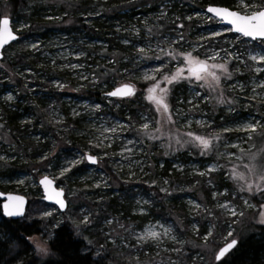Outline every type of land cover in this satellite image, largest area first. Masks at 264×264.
I'll use <instances>...</instances> for the list:
<instances>
[{
    "label": "rangeland",
    "instance_id": "374dc122",
    "mask_svg": "<svg viewBox=\"0 0 264 264\" xmlns=\"http://www.w3.org/2000/svg\"><path fill=\"white\" fill-rule=\"evenodd\" d=\"M64 1L67 0H28L27 8L32 13L30 17L21 13L15 16L8 13L3 15V17L10 18L12 29L19 34V41L7 46L3 50L4 59L0 60V64H3V68H0V116L4 117V112L8 111L14 113V125L19 134L6 128H0V155L8 156L10 161L7 165L0 161V170L5 172L0 175V185L11 186L13 192L27 196L29 218H40L45 210H52L54 216L48 218V222L52 223L62 214L56 211L57 207L48 205L42 200L38 181L48 175L54 180L58 189L64 188L65 197L70 200V212L75 214V217L88 214L96 221L84 232V236L94 244H105V255H108L109 260L113 259L112 264H137L135 258L129 254L130 251L135 252L133 245L136 244V239L131 235V232L143 235L148 229L162 231L161 226L172 227L173 235H178L177 230L183 232L184 243L182 245L174 244L169 238L164 237L162 243L157 247L155 243L149 241L143 246V252H136V255H140L142 264L212 263L214 261L213 251L218 250L232 238H241L247 225L255 224L254 220L258 219L257 214L261 210L257 203L260 198L251 199L250 202L256 207L244 208L243 218L228 217L234 221L232 224L234 237L227 236L229 227L224 222L225 217L218 216L213 221L215 224V228L212 229L214 243L211 248H208L199 238V234L193 230L192 222L199 221L197 227L200 232H205V228L202 227L208 224V220L203 218L207 214L205 209L216 213L221 211L217 207V202L212 199L213 186L221 187V191L231 190L232 194L237 196L235 203L238 208L243 207V200L239 197L247 194L238 192L236 182L228 178L227 172L223 176L219 171L211 173L210 175L214 177L212 186L206 183L208 177H200L196 173L204 171L209 165L221 164L227 167V160L221 154L235 152L240 155L239 149L222 146L217 155L208 157L189 154L187 148L175 154L166 155L165 153H172V149L168 147L169 130L165 125L163 140L149 141L145 139L144 143L147 145L145 149L141 150V146L137 144L133 152H122L128 138H138L132 131L122 130L117 122L121 124L135 123L139 126L142 121L136 118L142 111L148 115V109L152 107L147 99L149 95L147 87L152 86L153 81L145 79V75L149 77L156 75L159 78V73H155L152 68L147 66L158 65L161 61L155 60L152 52L140 54L137 51V48L146 42L147 37L144 36L146 28L151 26L155 32L159 26H163L164 31L168 32L174 28L173 21L183 23L185 28L177 29L173 34L183 31L185 39L195 43L200 35H207L214 29L224 27L219 24H209L206 19L205 8L213 4L208 2L204 6L201 4V7L200 0H162L154 6H147L144 10L140 8H135L132 11L126 9L113 19L116 20L111 25V32L107 36V38L114 37L119 47H123V49L105 56L95 55L92 51L95 52L99 46L106 49L108 47L107 40L81 35L78 39H74L66 32L53 28L45 34H32V36L25 33L29 28L18 31L21 25L25 23L30 25V19L40 22V20L50 21L46 20L45 16H56L57 14L61 16L62 13H58V9ZM123 1L88 0L90 7L81 12L83 19L85 16L87 17L83 24L91 25L93 21L97 23V19L103 17L105 8L113 4L122 5ZM134 1L136 0H133L132 3ZM221 2L224 4L218 6L229 7L238 12L247 11L240 5V0H221ZM161 9L167 13L163 19H159ZM89 12L92 13L91 16L87 15ZM189 16L192 17L191 21L187 19ZM192 22H194V27L189 25ZM160 23L161 25H159ZM117 27L121 28L120 32L116 31ZM134 27L141 29L140 36L135 34ZM226 35L229 40H232L233 36L238 34L226 31ZM125 40L131 41V43H125ZM30 43H38L39 50L31 49L28 46ZM133 44L136 47H133ZM152 44L155 47V40L152 41ZM239 47L241 51H244L248 46L240 44ZM16 54H22L27 57V60H14ZM155 54L164 58L158 49ZM78 55L79 59L76 58ZM138 56H143L145 59L137 61L135 58ZM109 60H114L116 63L109 64ZM177 63L179 62L172 61L169 65L172 72L176 71ZM248 63L253 64L254 62L248 61ZM72 64L83 65V67L74 69L71 67ZM113 67L116 69L115 72L111 71ZM229 70L233 71L231 65H229ZM164 71L167 72L168 68ZM105 72L107 75L104 74ZM81 74L88 75L90 79L95 75L100 83L95 86L89 84L88 81L81 80ZM254 77L253 72L241 66L240 72L234 73L232 81L225 82L221 77L220 88L214 91L201 89V94L206 99L200 102V110L189 111L191 106L187 104L180 106L184 109L182 118L186 117L192 120L191 127L182 126L179 129L180 133L192 131L201 135L211 134V129L196 123L201 119L202 113L206 114L204 116L206 120L209 117L214 118L213 128L223 123L225 119H231V116L226 112L227 104L218 103L219 93L223 90L225 99H232L237 95L243 97L245 94L251 96V88L258 79V77ZM234 81H239L241 84L246 83V91L241 93L239 89L233 91L226 86H230ZM57 83L64 85L63 90L57 87ZM82 84L87 86L81 87ZM122 84H133L137 89L136 96L140 98L133 97L131 101L127 99L113 101V98L104 95L105 92L112 91ZM165 86V84H161L162 88ZM167 86L172 87L171 85ZM175 87V97H172L174 101L176 98L185 99L189 96L185 90L186 83L182 82ZM257 91L261 96H264V90L257 89ZM141 93H143L142 96ZM8 95L13 96L14 99L7 100ZM248 102L255 104L256 107L248 109L244 115L247 116L249 112L254 116L259 115V108L264 107L260 98ZM117 104L120 107L114 106ZM96 105H100L98 111H95ZM130 107L135 109L134 115L131 113ZM74 111L80 112L81 115L74 117ZM129 117H132V120H129ZM23 119H29L32 123L22 125L21 120ZM58 121L60 122L58 123ZM43 126L47 127V130ZM109 127H116L117 131L115 133L106 131ZM49 129L53 130V133L68 132L71 136L74 145L72 149L64 151V156L63 152L58 153L59 147ZM151 130L150 128L149 131ZM171 131L175 134L176 129L172 128ZM37 137L40 138L39 141L36 139ZM27 142L31 144L28 145ZM231 142L237 143L234 138ZM94 143L99 146L93 148L92 144ZM108 144H111V147H107ZM127 146L133 147V145ZM175 147L173 140V148ZM240 147L247 150L250 145L241 144ZM258 147L264 148V142L260 143ZM34 148H36L35 151L32 150ZM53 151L55 154H59L60 158L50 157L52 159L51 168L45 167L49 163L47 162L44 167H37L31 172L17 170L10 174L6 170V167L12 164L24 167L30 156L39 161L41 154ZM81 152L98 154L104 158L97 165L82 164L63 178L55 179L60 175V168L57 165L67 166L65 158L71 159L73 156L79 158ZM233 163L239 164L235 160ZM174 165L179 166L183 171L177 170ZM140 168H143V172H140ZM133 171L137 173L134 179L140 182L125 183L129 179L130 172ZM244 171L242 166L237 167L238 173ZM20 180L24 182L19 183ZM104 181H107L111 187H105ZM164 181L169 183L165 184ZM97 182L102 185L100 189L94 187ZM152 182H155V187H149ZM161 187L173 191L174 194L167 196L160 192ZM35 196L40 198L43 204L36 203ZM218 199L223 200L224 198L218 197ZM144 200L150 202L143 204ZM138 201L141 203L138 204ZM196 204L201 205L199 210L195 208ZM105 218L111 220V224L106 223ZM259 226L264 227V225ZM36 237L44 239L41 236ZM112 240H115L116 243L113 244ZM84 242L86 243V241ZM126 244L128 247H125ZM174 247H182L184 251L177 254L171 251ZM93 254L95 255L94 251Z\"/></svg>",
    "mask_w": 264,
    "mask_h": 264
},
{
    "label": "snow or ice",
    "instance_id": "6c2138e0",
    "mask_svg": "<svg viewBox=\"0 0 264 264\" xmlns=\"http://www.w3.org/2000/svg\"><path fill=\"white\" fill-rule=\"evenodd\" d=\"M133 0H129L131 4ZM240 5L245 12H238L231 10L229 7L224 6H210L206 10V19L209 24L223 25V28H217L212 30L207 35H200L199 39L193 43L185 39L183 31L176 32L177 29H184L183 23H176L173 21L174 28L168 32L164 31L163 26H159L154 32L153 27L149 26L144 32V36L147 37L146 42L142 46L137 48L138 53L144 54L146 52H152L155 60L161 61L158 65H148L155 73H159V78L156 75H145V79L153 81L152 86L147 87L149 93L147 99L152 106L148 109V115H145L142 111L136 118L142 123L137 126L135 123L117 122L119 127L123 130H129L134 133V136L138 139L128 138L127 144L124 145L122 152H133L134 147L139 144L141 150L145 149L147 145L144 143L145 139L149 141L163 140V132L165 125L168 126L169 135L167 136L168 147L172 149V153L180 152L187 148L189 154L198 155L201 157L215 156L219 153L222 146L229 148H238L240 155L235 152L222 153L227 160V167L225 165L216 164L209 165L204 171H197V175L200 177H208L206 183L209 186L213 185V179L210 174L219 171L221 175L225 172L228 173V178L236 182V187L239 193H246V196H240L239 199L243 200V207L238 208L235 201L237 196H234L231 190L221 191V187L213 186L212 199L217 202V207L221 210L219 213L214 211H206V215L203 217L208 220L207 225H203L205 232H200L197 224L199 221L192 222L193 230L199 234V238L202 239L203 244L211 248L214 243L215 228L214 220L218 216L225 217V223L228 224L229 230L227 231L228 237H234L232 230L233 220L232 218H243L245 215L244 208H255L256 205L250 201L252 198L259 197L257 201L259 208L258 219L254 220L255 224L264 225V148H259L258 145L264 142V107L259 108V115H252L251 112L247 116L244 112L248 109L255 108L256 105L249 103L250 100H256L260 98L264 103V96L257 91V89L264 90V0H240ZM238 5V6H240ZM99 14V13H97ZM210 14V15H207ZM91 16L92 13L87 14ZM68 16V12H65L62 16H45L46 20H59L64 21L67 24H71V19L65 20ZM167 16V13L161 9V15L159 19H163ZM189 21L192 17H187ZM87 20V17H85ZM30 25L23 24L19 30L28 29ZM234 35L232 40H229L226 35V31ZM117 32L121 31L120 27H117ZM135 34L140 36L141 29L134 27ZM19 37L13 34L10 26V19H0V50H3L5 45L10 41H16ZM143 39V37H142ZM155 40V47H153L152 41ZM215 42L214 44L212 42ZM125 43H131V41L125 40ZM255 42V43H252ZM244 44L248 47L244 51H241L239 45ZM33 50H39L38 43H30L28 45ZM133 47H136L133 44ZM157 49L161 55H156ZM203 50V51H201ZM201 56L203 57L201 59ZM79 59V55L76 57ZM4 59L3 51H0V60ZM137 61L145 59L143 56L135 58ZM151 59V57H148ZM172 61H178L175 65L176 71L172 72L169 68ZM248 61L254 62L249 64ZM53 63H55L53 61ZM109 64L114 65V60H109ZM183 64V66H180ZM231 65L233 71L229 70ZM250 70L258 77L255 81V85L251 88L252 95L247 94L241 97L237 95L232 99H225L223 90L219 93L220 99L218 103L227 104L226 112L231 116V119H225V121L219 125L215 124L214 118L209 117L208 120L204 118L206 114L201 115V119L196 121L197 124H201L212 130L211 134L201 135L192 131H184L182 134L179 129L184 127H191L192 120L183 117L184 109L181 105H190L189 111L193 109L200 110V102L206 99L202 96L201 89L216 90L221 86V77L224 81H232L234 73L240 72V67ZM72 68H80L83 65L72 64ZM0 68H3V64H0ZM168 68L165 72L164 69ZM111 71L115 72L113 67ZM187 73V74H185ZM107 75V72L104 73ZM254 77V78H255ZM81 80L88 81L89 84L98 85L100 81L93 75L90 79L88 75L81 74ZM186 83V91L189 93L185 99L176 98L175 101L172 97H175L176 85ZM161 84H165V87H161ZM167 85H171L169 88ZM86 84H82L81 87H86ZM231 90L235 91L239 89L241 93L246 91V83L241 84L239 81H234L230 86ZM57 87L63 90L64 85L57 83ZM32 91V89H29ZM106 97H116L121 100H129L136 97V91L129 85L117 88L113 91L105 92ZM143 93H141V96ZM7 100L12 101L14 98L11 95L6 97ZM120 107V105H114ZM100 109V105L95 106V111ZM202 112V110H201ZM74 117L80 116V112L74 111ZM132 120V117H129ZM211 120V123H209ZM60 121H58L59 123ZM4 117L0 116V128H4L6 125ZM29 119L21 120V124H31ZM152 129L149 131V129ZM175 128V134L171 129ZM219 129V131H217ZM106 131L115 133L116 127H109ZM233 138L237 143H232ZM39 141V137L36 138ZM173 140L175 148H173ZM241 144H249V149L240 147ZM127 145H133L128 147ZM98 144H92V147H98ZM12 147V146H10ZM55 147V146H54ZM107 147H111L108 144ZM195 150V151H193ZM30 151V150H29ZM247 153V154H245ZM107 155V154H105ZM51 156H55V152L44 153L39 156V161L43 163L48 161L45 165L47 168L52 167L50 160ZM104 157L98 156V154L81 152L79 158L73 156L71 159L65 158L67 166H60V175L55 179H61L68 173H71L74 168L79 165H97ZM238 161L239 164H234L233 161ZM0 161L7 165L9 157L6 155H0ZM242 166L245 170L243 173L237 172V167ZM162 167V165H161ZM179 171H183L177 165H174ZM140 172H143V168H140ZM137 175L135 171L130 172L129 179L125 183H139V180H135ZM251 177V179H249ZM70 178V177H69ZM23 183V180L18 181ZM168 184V181H164ZM199 183V181H197ZM54 180L50 179L48 175H45L40 181L39 185L43 187L45 199L58 206L57 212L61 213L59 219H56L54 223L49 224L48 218L54 216L52 210H45L40 219L45 221L43 224L34 225L31 223L28 217H25V200L20 196H7L6 202L2 204V212H0V218L7 217L0 223V264H105L106 261V248L105 244H94L86 236L84 232L89 227L96 223L92 216L88 214H82L80 217H75V214L70 212V200L65 197V190L63 187H53ZM101 183L94 184L96 189L101 188ZM105 187H111L107 181H104ZM149 187H155V182H152ZM160 192L165 193L167 196L174 194L166 188L161 187ZM71 192V190H70ZM75 194V193H71ZM223 197V200L218 199ZM149 200H144L143 204H148ZM138 204L141 201L137 202ZM195 208L199 210L201 205L196 204ZM13 218H24L25 224H21L20 220ZM106 223L111 224V220L105 218ZM66 222L71 225L74 237L70 234L68 238L62 239L59 232L61 225H65ZM20 225V227L13 229V225ZM97 227L99 225L97 224ZM123 227V226H122ZM162 231H156L154 229H148L143 235H138L135 232H131L136 239V244L133 245L135 252L130 251L137 264H142L140 255H136V252H143V246L148 244L149 241L156 244L157 247L162 243L164 237L169 238L174 244L182 245L184 243L182 237L183 232L177 230L178 235H173V228L170 226H161ZM33 232H38L40 236L44 237L43 240L38 239L33 235ZM18 233V234H17ZM84 240L85 244L78 245V241ZM113 244L115 240L111 241ZM239 239L232 238L230 242L225 246L219 247L218 250L213 251L212 255L215 264H219L222 260L224 264H228V260L225 259L233 249L237 248ZM125 247H128L126 244ZM55 249V252L52 251ZM95 252V258L90 253ZM172 252L177 254L184 251L182 247H174ZM31 256H28V253ZM179 259V256H177Z\"/></svg>",
    "mask_w": 264,
    "mask_h": 264
},
{
    "label": "trees",
    "instance_id": "16d2710c",
    "mask_svg": "<svg viewBox=\"0 0 264 264\" xmlns=\"http://www.w3.org/2000/svg\"><path fill=\"white\" fill-rule=\"evenodd\" d=\"M159 1H162V0H136L134 1V3L130 4L129 0H124L122 5L113 4L105 8L103 17H100L99 19H97L98 20L97 23L93 21L91 25H85L83 24L85 19H83V17L81 16L82 15L81 12L83 9H87L88 7H90V3L88 2V0H67L60 4L58 13H62L63 15L65 12H68V16L65 17V20L71 19L72 21L71 24H67L64 21H59V20H50V21L40 20V22H37V21L30 19V28L25 33H28L29 35L31 34V36L32 34H35V35L45 34V32L51 31V29L53 28L59 31L66 32L68 35H71L74 39H78V37L81 35L83 37L97 38L99 40H107L108 47L106 49H102L103 47L99 46L97 49H95V52L94 51L92 52L95 53V55L97 54L98 56L114 54L118 52L119 49L122 50L123 47H119V44L117 43L116 39L114 40V37L107 38L108 34H110L111 32L110 31L111 25L116 20V19L115 20L113 19L115 17H118L120 12L125 11L126 9L130 11L134 10L135 8H140L144 10V8H146L147 6H154ZM27 2L28 0H0V18L3 17L5 13L10 14L11 16H15L21 13L25 16L30 17L32 13L27 8ZM208 2L213 5H223L224 4L223 2H221V0H200V6L201 4L204 6ZM58 15L59 14H57L56 16ZM155 23H159V22H155ZM193 24L194 22H192L191 24L189 23L190 26L192 25V27H194ZM159 25H161V23ZM17 41H19V39ZM14 60L26 61L27 57H24L22 54H16L14 56ZM113 101H116V100L113 99ZM130 109H131L130 110L131 113L134 115L135 109L131 107ZM4 117H5V121L7 122L4 128L9 129L10 131H13L19 134L17 127H15L14 125V120H15L14 113H11L10 111L4 112ZM43 128L47 130V127L43 126ZM50 131H51L50 133L52 134V137L55 139L57 143V146L59 147L58 153L63 152V156H64L65 155L64 151L72 149V146L74 145V142L72 141L71 136L69 135L68 132L59 131L58 133H53L54 132L53 130H50ZM13 132H11V134H13ZM27 144L30 145L31 143L27 142ZM32 150L35 151L36 148ZM51 158H60V155L55 154V156H52ZM51 158L50 160H52ZM47 162L48 161H44L43 163H41L38 160H34L33 156L32 157L30 156L24 167H19V166L12 164L11 166L6 167V170H8L7 172L10 174L12 172L13 173L16 172L17 170L19 171L26 170L28 172H31V170L37 167L38 168L44 167V165ZM3 172L4 171L0 170V175L5 174V172L4 173ZM0 191L3 193H16V192H13L14 190H12L11 186L3 187L0 185ZM16 194H19V193H16ZM23 196L27 198V196L25 195ZM35 197H36L35 199L36 203L43 204L40 201V198H38L37 196ZM0 212H1V207H0ZM28 212H29V208L27 206L25 217L29 218ZM7 219L8 218H5V217L0 218V223H2L4 220H7ZM29 219L31 223L34 225L45 223V221L41 220L40 218H29ZM19 220L21 224L26 223L24 218H21ZM52 223H49V224H52ZM12 227L13 229H16L20 227V225L14 224ZM56 231L59 232L60 237L65 240L68 238L70 234L73 237L75 235L72 232L71 225L68 224L67 222L65 225H61L59 229H56ZM33 235L40 236L38 232H33ZM239 241L240 242L237 245V248L233 249L232 252L229 253L228 256L225 258L228 260V264H264V227L263 226L250 223L249 225H247V227L243 231V234L241 238H239ZM82 244H85L83 240L78 241V245H82ZM52 251L55 252V249H52ZM90 255L93 258H95V255L93 254V252L90 253ZM28 256L29 257L31 256L30 252L28 253ZM112 262H113V259L109 260L108 255H106L105 264H112ZM210 264H215V262L213 261ZM219 264H224V261L222 260L221 262H219Z\"/></svg>",
    "mask_w": 264,
    "mask_h": 264
},
{
    "label": "water",
    "instance_id": "95a60500",
    "mask_svg": "<svg viewBox=\"0 0 264 264\" xmlns=\"http://www.w3.org/2000/svg\"><path fill=\"white\" fill-rule=\"evenodd\" d=\"M210 6H218V5H209V6H207L206 8H205V11L207 10V8L208 7H210ZM3 18H9V17H1L0 19H3ZM10 19V18H9ZM11 22V21H10ZM11 26V25H10ZM12 28V27H11ZM12 31H13V34L14 35H17L18 37H19V35L12 29ZM19 39V38H18ZM17 39V40H18ZM16 40V41H17ZM16 41H10L8 44H6L5 45V47H4V49L7 47V46H9L11 43H14V42H16ZM3 49V50H4ZM3 50H0V51H3ZM125 85H129V86H131L135 91L137 90L136 88H135V86L133 85V84H122V85H119V86H117L115 89H113V90H116L117 88H121V87H124ZM112 90V91H113ZM111 98H114V99H120V98H116V97H111ZM43 178V177H42ZM41 178V179H42ZM41 179H39V181L41 180ZM51 179V178H50ZM39 181H38V184H39ZM39 187H40V189H41V192H42V198H43V196H44V190H43V187L42 186H40L39 185ZM53 187L54 188H57L56 187V185H55V182H54V184H53ZM57 190H58V188H57ZM9 195H11V196H20V197H23L24 198V200H25V205H24V210H25V213H26V209H27V206H28V201H27V198L26 197H24L23 195H20V194H16V193H3V192H1L0 191V207H1V212H2V204H3V202H6V197L7 196H9ZM46 204H48V205H53V206H55V207H57L58 208V206L57 205H55V204H53V203H51V202H49V201H47V200H45V199H42ZM5 218H7V217H5ZM13 219H17V220H19V219H21V218H13ZM231 241V240H230ZM230 241H228V242H230ZM227 242V243H228ZM226 245V243L224 244V245H222L221 247H223V246H225Z\"/></svg>",
    "mask_w": 264,
    "mask_h": 264
},
{
    "label": "bare ground",
    "instance_id": "6f19581e",
    "mask_svg": "<svg viewBox=\"0 0 264 264\" xmlns=\"http://www.w3.org/2000/svg\"><path fill=\"white\" fill-rule=\"evenodd\" d=\"M86 17V16H85ZM28 201V200H27Z\"/></svg>",
    "mask_w": 264,
    "mask_h": 264
}]
</instances>
